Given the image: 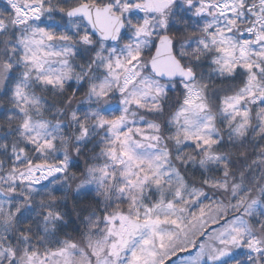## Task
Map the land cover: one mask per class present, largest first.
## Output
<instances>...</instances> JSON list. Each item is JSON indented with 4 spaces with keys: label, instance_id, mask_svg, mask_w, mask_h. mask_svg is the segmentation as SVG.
I'll return each instance as SVG.
<instances>
[{
    "label": "snow or ice",
    "instance_id": "obj_1",
    "mask_svg": "<svg viewBox=\"0 0 264 264\" xmlns=\"http://www.w3.org/2000/svg\"><path fill=\"white\" fill-rule=\"evenodd\" d=\"M0 264H264V0H0Z\"/></svg>",
    "mask_w": 264,
    "mask_h": 264
}]
</instances>
